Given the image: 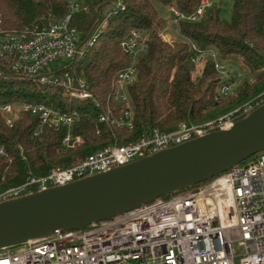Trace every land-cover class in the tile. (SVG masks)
Segmentation results:
<instances>
[{
	"label": "built area",
	"instance_id": "1",
	"mask_svg": "<svg viewBox=\"0 0 264 264\" xmlns=\"http://www.w3.org/2000/svg\"><path fill=\"white\" fill-rule=\"evenodd\" d=\"M209 4L210 0H202L190 13L176 5H171V9L178 22L183 18L195 20ZM125 6L124 0H110L105 15L86 36L73 23L76 12L84 7L82 0H68L64 15L46 24L19 31L0 30V63L17 73L38 75L44 83L61 85L76 98L96 100L86 78L76 74L75 61L101 35L108 18ZM159 34L166 38L163 31ZM148 36V30L133 28L122 40V49L130 61L116 72L100 121L134 128L129 86L137 77L138 59L148 48ZM205 53L214 57L221 71L222 59L213 48L202 50L192 59L197 62ZM63 58H70L71 63L51 67ZM232 86L225 83L222 93L228 94ZM263 103L264 90L217 117L182 122L172 130L154 128L132 141L108 144L69 165L55 166L41 175L30 174L22 182L0 190V202L110 169L213 130L229 128ZM24 111L39 117L35 132L43 125L66 126L65 145L75 146L83 141L73 128L80 115L78 110H62L46 102L0 101V114L9 123ZM0 156L12 160L2 142ZM0 264H264V149L205 181L114 216L77 229L58 228L50 235L1 247Z\"/></svg>",
	"mask_w": 264,
	"mask_h": 264
},
{
	"label": "trees",
	"instance_id": "2",
	"mask_svg": "<svg viewBox=\"0 0 264 264\" xmlns=\"http://www.w3.org/2000/svg\"><path fill=\"white\" fill-rule=\"evenodd\" d=\"M124 1L125 8L108 18L101 35L75 61L76 74L86 78L97 101L76 98L61 85L44 83L38 75L17 73L0 63V101L46 102L62 110H78L73 128L83 137L81 143L67 146L63 143L66 126L43 125L35 132L38 116L24 111L9 123L0 114V142L12 157L0 156V190L30 174L41 175L55 166L69 165L108 144L132 141L154 128L172 130L182 122L217 117L264 90V0H233L230 19L222 16L219 6L209 4L200 18L178 22L185 38L174 40L159 34L166 19L152 0ZM160 1L190 13L202 0ZM82 2L84 7L76 12L73 23L86 36L105 15L110 0ZM67 5L68 0H0V30L19 31L46 24L63 16ZM133 28L146 29L149 36L148 48L138 59L137 77L129 86L134 106V128L130 129L100 121L99 115L108 104L116 72L130 61L121 42ZM209 48L221 59L236 61L254 78L242 80L224 95L223 85H234L236 76L223 77L208 53L197 62L192 59Z\"/></svg>",
	"mask_w": 264,
	"mask_h": 264
},
{
	"label": "water",
	"instance_id": "3",
	"mask_svg": "<svg viewBox=\"0 0 264 264\" xmlns=\"http://www.w3.org/2000/svg\"><path fill=\"white\" fill-rule=\"evenodd\" d=\"M264 149V103L231 127L0 202V248L93 221L205 181Z\"/></svg>",
	"mask_w": 264,
	"mask_h": 264
},
{
	"label": "rangeland",
	"instance_id": "4",
	"mask_svg": "<svg viewBox=\"0 0 264 264\" xmlns=\"http://www.w3.org/2000/svg\"><path fill=\"white\" fill-rule=\"evenodd\" d=\"M152 1L155 4L161 16H163L166 19L165 25L163 26L162 29H160V31H163L164 35L166 36V39H169V40L184 39L185 36L180 31L179 26H178V21H176V17L174 15V11L171 9V5H174V4L165 5L160 0H152ZM210 4L219 6L222 9L221 14L224 18L230 19L232 17L233 0H210ZM220 62L222 64V69L220 71L222 76H225L226 78L230 77L231 75L236 76V79H235L236 83L232 86L231 91L242 80L244 79L252 80L254 78L248 71H246V69L241 67L234 60L222 59ZM70 63H71L70 58H63V59L56 61L54 64L51 65V67H56V68L66 67Z\"/></svg>",
	"mask_w": 264,
	"mask_h": 264
}]
</instances>
